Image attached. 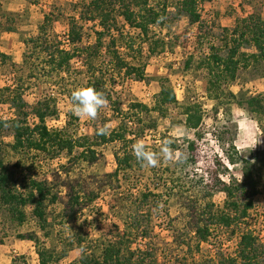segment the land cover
<instances>
[{
	"label": "trees",
	"instance_id": "1",
	"mask_svg": "<svg viewBox=\"0 0 264 264\" xmlns=\"http://www.w3.org/2000/svg\"><path fill=\"white\" fill-rule=\"evenodd\" d=\"M204 1L71 0L73 14L66 17L68 28L64 40L49 33L47 24L51 20L47 18L48 15L36 24V35L21 36L25 48L35 53L34 59L23 54L22 62L30 71L28 78L37 69L35 59H40L42 63L39 64L45 74L64 80L71 72V61L78 57L84 66L85 86L95 88L107 100H111V94L117 93L114 89L116 84H123L126 79L144 80L145 65L141 60L145 51L148 56L166 51L172 53L176 46L188 41L185 36L180 39L172 31V25L183 15L189 24L199 26L201 15L198 7ZM5 11L0 7V34H17L19 30L15 26L14 13ZM88 24H91L89 28ZM85 35L92 37V40L89 41ZM200 38L203 37L199 34L194 36L200 47L203 43L207 44L206 52L202 49V54L196 59L191 55L183 65L185 69L204 72L206 91L212 101L213 120L220 110L227 114L233 105H237L252 115L264 138V90L256 94H248L243 88L237 94L231 90L240 69L260 66L264 62V19L258 13H250L237 18L232 28H223L215 42L209 37L199 42ZM249 48L252 51H247ZM107 75L108 81L111 80L109 89L105 88ZM116 77L120 78V82ZM159 82L160 89L154 96L152 106L132 102L128 105V110L135 112L137 124L148 129L157 128L158 116L167 117L169 107L178 104L176 93L173 87L167 85V79L161 77ZM5 90L13 95L10 103L15 115L0 120V132L5 127L10 129L13 139L6 144L0 141V209H4L10 218L20 224L24 222L28 208L38 227L43 230L48 225L46 209L49 205L61 203L62 218L75 224L87 205L95 202L104 188L108 190L107 196L116 197V204L109 205V209L120 224L113 223L111 227L97 229L95 236L80 229L70 244L79 250V257L68 264H156L155 246L146 239L147 226L142 224L141 219L150 217L152 210L167 215L166 207L172 197L182 215L178 219V227L171 228L176 253L190 250L192 242L198 249L200 244L208 242L217 229L231 230L232 234L238 233L235 250L233 254L216 251L213 254L215 264H264V241L241 225L254 207L255 198L264 192V151L257 154L256 163L244 157L233 141L225 137L227 128L224 127V131L214 137L229 166L209 151L203 155V161H199L195 152L202 141L200 126L203 115L198 103L184 105V117L177 119L184 131L192 133V138L185 136L182 144L176 140L164 141V137L160 139V147L169 145L171 161L160 160L162 169L155 183L156 190L139 188L134 191L138 184L129 151L135 138L133 133V137L128 135L124 124L108 130L106 135H98L99 128H95L91 135L74 137L68 132L66 123L60 128L48 127L47 120L57 118L54 98L43 97L28 105L21 98L18 87ZM64 92L70 101L71 93ZM111 102L115 104L113 113L119 114V102ZM28 115H34L38 122L29 126L26 122ZM108 144H120L119 148H122V151L111 153L115 169L110 173L83 178L81 173L78 175L61 165V169L52 174V179L60 180L62 173L64 178L59 187L64 191H53V180L34 179L22 185L24 191L19 190L14 173L5 165L2 157V148L7 147L20 156L54 159L63 155L67 162L93 165L99 159V149ZM152 152L155 153V150ZM230 167L240 171L241 179L230 174ZM121 179L130 184L127 185L129 189L126 195L117 191ZM61 192L64 193L62 196ZM218 192L226 195L221 207L213 201L214 194ZM95 210L100 212V208ZM21 238L34 242L37 264H59V260L67 256L68 250L58 254L53 245H39L35 233ZM171 260L163 257L161 264H184L181 259L175 262ZM7 264L18 263L14 259Z\"/></svg>",
	"mask_w": 264,
	"mask_h": 264
},
{
	"label": "rangeland",
	"instance_id": "2",
	"mask_svg": "<svg viewBox=\"0 0 264 264\" xmlns=\"http://www.w3.org/2000/svg\"><path fill=\"white\" fill-rule=\"evenodd\" d=\"M35 3L32 0H0V7L5 12H13L16 18L15 26L19 32L17 34L2 33L0 34V120L14 117L15 110L10 103L12 94L6 88L13 89L18 87L21 92V98L31 105L43 97L50 96L55 99L57 109V118L47 120L50 129L60 128L67 124V130L70 135L77 137L80 135H91L95 128L105 127L108 130L124 124L129 136L137 141H143L147 150L153 151L159 157V163L156 167L141 166L136 157L129 151L131 155V163L135 170V178H137V189L156 190L155 183L158 182V173H160L164 157L161 155L162 147H160V139L164 137L173 141L176 140L182 144L183 138L186 136L192 138L190 131H184L177 119H183L182 111L184 105L188 103H198L202 110V141L197 145L195 154L199 161H203V155L206 152H212L217 155L226 165L225 157L215 142L214 135H219L227 128L225 137L230 138L236 149L244 157L251 159L256 163L258 153L264 151L263 132L256 124L252 115L247 114L241 107L233 105L227 114L220 110L215 121L214 114L211 111L212 101L208 98L206 91V80L203 71L194 69H185L184 61L191 55L196 59L202 54V49H207V44L203 43L201 47L198 45L194 36L201 35L203 38H215L219 35L223 28H232L237 18L244 17L250 13H258L264 19V0H205L199 4L198 10L201 15V22L197 24H189L186 16L178 18L177 22L172 25V31L180 37L185 36L188 41L176 46L172 53L166 51L159 55H147L143 53L144 63V80L126 79L123 84H116L114 89L117 93L111 94V100H108L106 107L99 110L95 119L87 117H77L70 111V101L66 98L67 91H72L78 86L85 85L84 66L81 58H74L71 61V72L64 80L61 77H50L42 70L41 60H36L37 69L33 70L32 76L28 78L30 73L22 60L23 54L26 57H32L34 54L31 49H26L21 41V36H34L37 34L36 24L48 15L49 21L48 31L55 34L60 40H64V34L67 31V16L72 15L71 0H38ZM91 24H88L87 28ZM165 30H163L164 32ZM88 34L89 31H86ZM184 37V38H185ZM85 38L92 40V37L85 35ZM200 38L199 42H202ZM86 44V43H84ZM216 44V43H215ZM63 45H67L63 43ZM183 45L184 48H182ZM123 51V50H121ZM247 51H252L248 49ZM3 55V57H2ZM103 55H105L103 53ZM102 56L101 59H103ZM30 59V60H32ZM42 63V62H41ZM107 61L104 62V65ZM102 70L105 68L102 66ZM264 62L260 66H249L239 70L235 82L231 85V90L236 94L239 89L243 88L248 94H256L264 90ZM105 76V73H104ZM64 77V76H63ZM165 77L167 85L173 87L178 99L177 106L169 107L168 116L157 118V128L148 129L146 126L137 124L135 112L128 110V105L132 103H142L148 106L153 105L155 94L159 92V79ZM9 78L10 82L6 79ZM106 89H109L108 75L106 76ZM63 86V88H62ZM50 93H54L51 95ZM111 101H118L121 112L113 113L114 105ZM155 114V113H152ZM75 117V118H74ZM34 118V120H33ZM36 119V120H35ZM26 122L29 126H33L38 122L34 115H28ZM133 133V135H132ZM0 141L3 144L13 141L10 129L4 128L0 132ZM120 144H108L99 149V159L93 165L78 163L77 161H69L61 155L54 159H44L43 156H25L17 155L9 148H2V157L5 165L14 173L17 181L18 189H22V185L26 184L29 179L46 180L51 182L52 174L61 169V165L65 168L74 170L82 177L94 176L97 173H110L115 169V161L111 155L112 151L118 150ZM132 149V148H131ZM229 166V165H228ZM154 172L156 173L154 176ZM230 174L237 179H241L239 170L230 167ZM72 176V174H70ZM64 176L60 174V180H53V191H64L60 189L61 179ZM226 179V177H224ZM135 182V179H134ZM127 182L119 181L117 190L121 195L128 192ZM24 191V190H23ZM108 190L104 188L99 198L89 203L79 221L75 224L68 223L62 218V205L56 203L49 205L46 209L48 216V225L41 230L34 218L30 214V209L26 208L25 220L17 223L10 218L4 209H0V264L10 263L16 260L18 264H37V255L34 242L28 239H22L29 234L35 233L39 240V245H53L56 252L68 250L67 256L59 260V264H68L79 257V250L70 246L74 235L79 230L90 236H95L97 229L111 227L113 223L120 224L118 218L110 211L109 205L116 204V197L107 196ZM64 193L61 192V196ZM226 198L225 193L218 192L213 196L215 205L221 207ZM118 205V204H117ZM95 208H100L97 213ZM168 214L164 212L156 213L155 210L150 211V217L141 219L147 228L145 233L155 248L156 264H161L163 257L172 259L171 262L181 259L184 264H215L213 254L221 251L225 254H233L238 233H231V230L217 229L211 237L208 238L206 244H200L196 249L195 244L191 243L190 250L178 252L174 250L172 245V227H178V219L182 215L179 213L177 202L172 197L166 207ZM242 227L252 230L253 233L264 241V192H262L254 201V207L249 211V216L242 222ZM71 247V248H70ZM190 251V252H189ZM165 255V256H164ZM185 258V260L183 259Z\"/></svg>",
	"mask_w": 264,
	"mask_h": 264
},
{
	"label": "clouds",
	"instance_id": "3",
	"mask_svg": "<svg viewBox=\"0 0 264 264\" xmlns=\"http://www.w3.org/2000/svg\"><path fill=\"white\" fill-rule=\"evenodd\" d=\"M107 104L108 100L104 94L91 86H78L72 91L70 97V111L77 117L95 119L99 110L106 107ZM97 134L106 135L108 134V129L100 127L97 130ZM132 154L141 163V166L156 167L159 163L157 154L147 150L143 141H137L132 145ZM161 155L166 161H171V149L168 144L162 146Z\"/></svg>",
	"mask_w": 264,
	"mask_h": 264
},
{
	"label": "built area",
	"instance_id": "4",
	"mask_svg": "<svg viewBox=\"0 0 264 264\" xmlns=\"http://www.w3.org/2000/svg\"><path fill=\"white\" fill-rule=\"evenodd\" d=\"M7 82H10L9 78L6 79ZM51 95H54V93H50ZM34 120V118H33ZM36 120V119H35Z\"/></svg>",
	"mask_w": 264,
	"mask_h": 264
}]
</instances>
